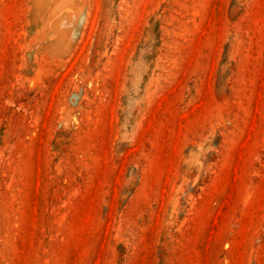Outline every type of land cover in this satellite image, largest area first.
Returning <instances> with one entry per match:
<instances>
[{
    "label": "rangeland",
    "instance_id": "1",
    "mask_svg": "<svg viewBox=\"0 0 264 264\" xmlns=\"http://www.w3.org/2000/svg\"><path fill=\"white\" fill-rule=\"evenodd\" d=\"M0 264H264V0H0Z\"/></svg>",
    "mask_w": 264,
    "mask_h": 264
}]
</instances>
